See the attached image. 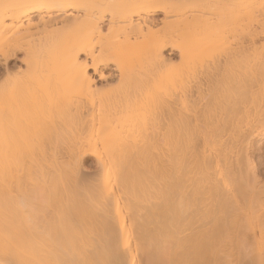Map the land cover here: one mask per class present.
<instances>
[{"label":"bare ground","instance_id":"6f19581e","mask_svg":"<svg viewBox=\"0 0 264 264\" xmlns=\"http://www.w3.org/2000/svg\"><path fill=\"white\" fill-rule=\"evenodd\" d=\"M257 13L264 26V0H0L3 75L31 84L47 80L51 90L61 86V114L78 125L77 138L65 148L60 144L61 167L33 166L32 160L28 167L11 166L0 159L1 188L25 180L40 192L60 191V201L72 202L60 212L62 220L70 213L79 227L80 252L74 262L67 254L70 262L52 249L61 264H264V189L251 157L254 144L264 138V125L244 139L240 132L241 150L224 163L220 179L217 162L238 139L228 149L232 136L215 134L210 156L201 150L203 161L209 159L204 175L195 174L201 147L195 121L227 103L237 86L222 81L235 59L227 52L231 26ZM167 51L177 53V61ZM95 80L107 85L98 87ZM225 122L226 131L230 121ZM134 152L142 155L137 166L124 156ZM89 157L101 170L93 183L82 178ZM226 182L235 190L245 187L243 197L227 190ZM42 206L0 207L1 217L20 211L17 219L22 216L25 225L21 228V219L10 222L21 233L8 228L7 219V225L0 222V264L55 263L48 248L58 232L44 225L50 210Z\"/></svg>","mask_w":264,"mask_h":264},{"label":"rangeland","instance_id":"374dc122","mask_svg":"<svg viewBox=\"0 0 264 264\" xmlns=\"http://www.w3.org/2000/svg\"><path fill=\"white\" fill-rule=\"evenodd\" d=\"M256 15L257 16L253 14V16L251 15V17L250 15L249 17L245 16L243 21L233 23V25L231 26V31L228 34L229 40L227 44V48H228L227 50L229 51L227 52L233 53V54L230 53L231 55H229L228 58L234 55L235 59L234 58L232 59L233 62H231L230 64L232 63L233 64L232 66L231 65L228 66L230 69L228 70V72L227 70L225 71L228 74L227 73L224 74V75H227V77L224 76L226 79L222 77V79H224L222 81L225 82L228 79L227 83H229L231 82L229 80H232L231 85L233 84V82H236L234 84L235 85L237 84V86H234V89L231 88L233 87V85L232 86L230 84L226 85V86L230 85L229 87L231 88L230 94L233 93L234 95L232 94L233 96L228 98L229 101L227 103L224 100L223 102L219 103V105L212 107L213 109H211L209 113L206 114L204 117L198 118L197 121H195L196 135H199V136L201 135L200 136L201 137V147H200L199 155L197 157V161L195 164L196 166L198 164V161H200L199 166H197V168L195 167L196 177H200V175H204V169L206 168V166L205 164L203 165V162H208L209 159L208 161L207 160L203 161L201 150L204 149L206 151V155H209V150L214 148V146H216V143H214L215 134H218L222 131V132H225L227 135L232 136L231 138H228L230 139L228 140V142L231 141V143H228V146H230V147H227L228 149L231 148L233 143L234 145H236L235 141L238 139L237 140L238 142L236 141L237 145L235 147H232L233 149H231V153H230V150L229 151L227 150L228 155H226V158H225L226 162H225V159H222L221 161L217 162L218 166L215 167V171L217 173V177L220 179L223 177V175L221 174H223L224 172V163H226L227 165L228 164L227 161H229L231 157H232L231 161L232 160L234 161L233 158H235L236 154L240 152L241 149H239L240 148L239 146L240 144H242L243 139L246 137V135L248 134L247 136H249V133L251 134V132L256 133V131H260L262 129L261 127L264 125L263 124L264 121H262L264 120V26L259 22L261 17H259L258 13ZM162 18L163 16L160 15L158 19H162ZM241 24H243V34H241V31H240ZM252 40L256 41V44H257L256 48H252V46H250V44L252 43L251 42ZM248 47H249L248 50L250 52H247ZM242 48H243V51H242L243 53L239 51V50H242ZM245 49H246V52L244 51ZM222 51H224V49L221 50V52ZM167 53H166L167 56H170V59H172V61H175V59L177 61L178 59L177 53H174V55L170 51H167ZM227 55L228 54H226V56ZM23 56L24 55L20 54V57H23ZM19 67L22 69V71H26L25 70L26 67L22 66V64H20ZM45 75L47 76V74ZM13 81H14L13 78L9 79L5 77L2 71L0 70V112L3 113L5 116L3 119H0V152H1L0 159L4 160V157H5L6 161L4 162L5 163L8 162V164H10L11 166H14V165L27 166L28 163L30 164V161L32 160L31 164L33 166H38V165L41 166L45 162V164H43L42 166L44 165L46 166L47 164L48 166L61 167L62 165H64L62 163L63 160L61 159L62 157L64 159V155L61 152V148L62 147L65 148L66 147L65 145L68 146L67 142L71 143V141H74V139L77 138L78 136V133H77L78 125L72 122L68 117H65L64 119L63 115L61 114L60 102H59V98L61 94V88H60L61 86L59 87V85L57 84L58 86L57 87L54 86L51 90V85L49 81L47 80H43V81L41 80V82H38V84L34 83L35 85L33 83L32 84L24 83L23 80H19V81L16 80L17 82L15 81L13 82ZM191 82L189 83L187 82L186 85L187 86L188 84L191 85ZM95 83L98 87L107 85L106 82H100L97 80H95ZM108 84H113V81L110 80ZM193 85H194V82H192L191 86ZM26 105H30V106H26ZM21 106L24 108L25 111L23 110ZM41 108L42 109L45 108L43 110H46V111L43 112ZM227 110H229L230 113H228ZM231 111H232V115H231ZM20 114L21 115L23 114V115L20 116ZM38 115L42 118H40ZM230 117L231 119H229ZM223 122H225L224 123L225 125L229 122L228 125L226 126L228 127L230 125V127H228L226 131L223 129ZM147 123L151 127L150 124L152 123V121L148 119ZM4 125H5V128H4ZM153 125H155V123H153ZM158 127L159 125L158 126L156 125V128ZM41 128H44V129H41ZM149 130L151 131L152 129L150 128ZM4 131L5 133L3 134ZM240 132H241V137L244 134V136L242 137L243 139L238 138ZM141 138L142 137L140 138L138 137V138H135V140L138 141ZM239 139L241 140L239 141ZM63 140L66 142H64ZM67 140H69L70 142ZM139 142L141 143V141ZM61 143H65V144L64 145L62 144V147H61L60 145ZM56 144L58 146H56ZM56 147L57 148L59 147L58 149L60 150L58 151L59 153L57 154L55 152L58 150ZM64 148H62V151L65 150ZM254 148L253 149L255 151L251 153L252 154L251 157H252L253 162L255 161L254 164H255L256 172L258 171L257 175L259 177V180L261 179L260 181L261 186L259 185V183L257 184V186L259 185L258 186L259 189L260 188L264 189V184H263L264 182V138L263 137H261L258 140V142L254 144ZM258 148L261 150H259ZM256 150H259V152H257ZM3 151L6 152L4 155H2ZM254 153H257V154H254ZM124 156L128 164H133L135 166H137L139 162L142 160V155L137 154L136 152H134L132 155L124 153ZM228 156L229 158L227 159ZM35 160L36 161L41 160L42 163L38 161L33 162ZM210 162H212L211 164H214V160H210ZM224 173L226 174V170ZM259 175L261 176V178ZM82 178H83V182L85 181L87 183L88 182L93 183V182L100 180L101 170L97 162L95 161V159L90 158V157L86 158L84 165L82 166ZM259 180L257 181L259 182ZM21 181H23L24 185L22 184ZM21 181L20 183L22 185L19 187L14 186L12 184L5 185L6 187H2V188L0 187V207L1 208L4 207L5 209L10 207L11 208L10 210L8 208L9 211H13V210L16 211L15 207L17 205L18 207H24L30 204H34V205L43 204L44 207L42 206V208L44 210L45 209L50 210L49 211L50 215L49 217H47V220H50V221L48 223H44V225L48 227L50 230H55L54 228H56L55 231L56 233L58 232L57 239L54 238L56 239L55 242L53 238H51L53 242H51V239L49 240L50 241L49 244L52 243V245L50 244L51 247L50 249L48 248V250H51L50 252H52L53 254L55 250H56L55 253L58 252L59 255L65 254L68 261L71 262V260L73 259V262H74L75 255L77 253L79 254L80 252V243L78 239L79 235H77V231L79 230L78 229L79 227L77 226L78 228L77 229L75 228L76 225H75V222L71 221L70 213L69 215L67 213H65V216L63 215L64 217H66L64 219L65 222H63L64 220H62V212H60L61 208L63 209L64 206H67V209H68L69 206L72 205L71 204L72 202H70V200L60 201L59 200L60 198H58V196H60V191H58L57 193V191L54 192L53 190H51V193H50L49 192L50 190H46L47 192H49L47 194L45 191L40 192L43 189L41 190L38 187L33 188V186L31 187L30 185L26 184L27 181L25 180H21ZM257 181L255 183H257ZM11 183H14V182H11ZM84 184L86 185V183ZM225 184L227 185V188H228L227 190L231 191V193L233 192L234 195L237 196L239 199L243 197L242 188L244 189L245 187L242 186L240 190L239 188L235 190V186L231 185L230 182H226ZM245 185H246V188H247V185L250 189L253 187V183L251 181ZM31 188H33V190L35 188L37 189L32 191L30 190ZM48 188L54 189L56 187L49 186ZM246 188L244 191H247L245 193L248 194L249 188H247V190ZM256 188L257 187L255 185L254 189L259 190L258 188L257 189ZM44 192H45V195H44ZM56 193L58 194V196ZM54 197H57V198H54ZM50 198H53V199H50ZM51 210H54V213H52ZM55 210H56V213H55ZM254 211H259V209L255 208ZM6 212H7V214L5 213L6 215H3L2 217L0 216V222L4 221L5 224L8 222L7 223L9 224L8 228H10L11 223L12 225L16 224L15 222L20 221L22 217L21 216L19 220L17 219L20 215V211H17V213L15 212V214H12L13 212L11 213H8V211ZM8 214H10L11 216L12 215L14 216V217L12 216L13 220L11 219L10 221V219L8 218L10 216H8ZM15 215H17V217ZM5 216L6 217L8 216V217L5 218ZM3 217L5 218V220H3ZM15 217L17 221L15 220ZM6 219H7V222H6ZM21 224H23L21 227L23 228V226L25 225L22 222V219H21ZM15 227L17 228V229L15 228L17 231L13 228H10V229L15 230L16 232L21 231V233H23L24 231L23 229H25V227L23 229H19L17 226ZM63 230H64V234L63 232H61ZM55 231H51V234L52 232H55ZM52 249L53 250L55 249V250L52 251ZM18 254L20 256L19 258L17 257L16 258L18 260H21L20 257L22 254L21 253H18ZM24 254H26V252L23 250V255ZM67 254H69L71 257L74 255V257L70 258L71 260H69L68 259L69 255ZM53 256L52 258L55 259L54 262L56 263V260H57L56 258H58V256L56 257L55 254ZM60 256H61V259H64L65 257V256L62 257V255ZM59 258H58V261H59V264H61L60 262L62 261L61 259L59 260ZM54 259H52V261ZM55 263H51V264H55ZM63 264H66V263L63 262Z\"/></svg>","mask_w":264,"mask_h":264}]
</instances>
